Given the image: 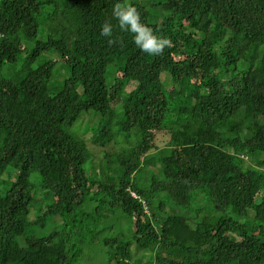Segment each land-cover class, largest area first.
<instances>
[{
    "label": "trees",
    "instance_id": "obj_1",
    "mask_svg": "<svg viewBox=\"0 0 264 264\" xmlns=\"http://www.w3.org/2000/svg\"><path fill=\"white\" fill-rule=\"evenodd\" d=\"M144 1L172 42L158 56L116 0H0V264H80L72 229L111 232L114 211L131 223L104 239L114 264L132 245L135 264H264V0ZM47 219L61 231L30 233Z\"/></svg>",
    "mask_w": 264,
    "mask_h": 264
},
{
    "label": "rangeland",
    "instance_id": "obj_2",
    "mask_svg": "<svg viewBox=\"0 0 264 264\" xmlns=\"http://www.w3.org/2000/svg\"><path fill=\"white\" fill-rule=\"evenodd\" d=\"M144 3L146 4L147 8L150 10L151 13L155 14V8L152 7L151 3L149 0H145ZM44 21V18L41 19V22ZM10 70L7 68L4 70V76L10 79H16L15 72H18L20 68L14 66V67H9ZM171 87H169L170 89ZM172 91V90H171ZM88 121V118H85V122ZM80 126V121H78L72 128V130L76 133V130L80 128V132H85L89 133L93 128L92 126H89L88 123L84 124L83 127ZM82 126V125H81ZM101 127V126H100ZM76 129V130H75ZM170 141V136L169 135H163V134H158L157 139L153 141V147L151 148V153H158L160 154V151L165 149ZM90 149L94 150V146L92 144L90 145ZM91 165V164H90ZM50 201V200H49ZM48 201V202H49ZM47 200H41L38 199L35 202V206L33 208V217H31L34 220L39 219L41 217L40 215L42 214L40 212V209H44V205L50 204L48 203ZM48 206V205H47ZM92 210V209H91ZM91 212V211H90ZM73 214L67 215V220L71 219ZM96 216V215H95ZM89 219L92 218V216H88ZM85 220L84 223L78 227H74L72 229V237H71V243L75 245L78 249L81 250V252L84 255V258L82 259V262L80 264H114L110 262V249L106 248L104 245V239L106 237H115L117 236L120 232L125 235V239L128 240L130 239V229H131V223L121 215L120 212L114 211V213L106 219L104 223L105 226L110 227L112 225H115V229L113 231L109 232H101L98 233L97 231L99 230L95 226H91L90 220ZM66 221V220H65ZM64 222L62 220L60 223L56 222V220L51 221L50 219H47L43 221L42 223L35 225L33 230H31L32 235L36 236H44L47 234H50L56 230L61 231V228L57 225H60ZM83 226V227H81ZM135 245H132V250L135 253V257H132L131 263L135 264L137 261L142 260L143 263H145V260L149 258L148 253H144L146 258H143V255L141 252L136 254V249L134 250Z\"/></svg>",
    "mask_w": 264,
    "mask_h": 264
},
{
    "label": "clouds",
    "instance_id": "obj_3",
    "mask_svg": "<svg viewBox=\"0 0 264 264\" xmlns=\"http://www.w3.org/2000/svg\"><path fill=\"white\" fill-rule=\"evenodd\" d=\"M112 17L116 26L122 32L132 34V40L141 53L149 56H158L165 48L171 47V40L168 36L158 33L153 27L142 19L138 8L129 0H116L112 6ZM100 36L108 38V43H113V25L105 22L100 26Z\"/></svg>",
    "mask_w": 264,
    "mask_h": 264
}]
</instances>
